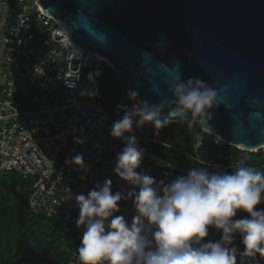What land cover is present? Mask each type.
Returning <instances> with one entry per match:
<instances>
[{"label":"built area","instance_id":"obj_1","mask_svg":"<svg viewBox=\"0 0 264 264\" xmlns=\"http://www.w3.org/2000/svg\"><path fill=\"white\" fill-rule=\"evenodd\" d=\"M107 63L78 47L38 0H0V174L35 178L31 210L59 219L79 242L84 229L76 225L75 196L106 178L112 180V191L122 194L115 215L131 221L136 214L129 193L138 189L114 171L125 141L110 131L125 111L141 104L129 92L111 111L99 103V80ZM133 129L125 135H135L144 149L137 171L171 182V170L179 168L140 145L143 140L168 145L165 126L156 129L146 123ZM78 153L83 154V167L72 162ZM67 264H82L78 251Z\"/></svg>","mask_w":264,"mask_h":264},{"label":"water","instance_id":"obj_2","mask_svg":"<svg viewBox=\"0 0 264 264\" xmlns=\"http://www.w3.org/2000/svg\"><path fill=\"white\" fill-rule=\"evenodd\" d=\"M81 49L107 58L127 92L175 118L177 79L215 91L201 128L264 147V0H38ZM191 111V110H190Z\"/></svg>","mask_w":264,"mask_h":264},{"label":"clouds","instance_id":"obj_3","mask_svg":"<svg viewBox=\"0 0 264 264\" xmlns=\"http://www.w3.org/2000/svg\"><path fill=\"white\" fill-rule=\"evenodd\" d=\"M176 97L175 114L191 110L203 114L211 108L215 91L196 77L177 78L172 85ZM171 116L161 118V106L145 103L125 111L114 121L110 135L123 138L114 171L138 190L134 196L136 214L129 221L115 215L122 199L112 191V180L75 196L79 208L77 227L83 226L78 248L82 264H236L235 235L241 237V256L264 254V172L239 166L233 172L190 169L169 183L157 182L142 167L144 149L139 147L133 126L151 123L165 126ZM72 162L84 166L78 153ZM243 211L248 215L236 218ZM220 231V239L201 243L209 228Z\"/></svg>","mask_w":264,"mask_h":264},{"label":"trees","instance_id":"obj_4","mask_svg":"<svg viewBox=\"0 0 264 264\" xmlns=\"http://www.w3.org/2000/svg\"><path fill=\"white\" fill-rule=\"evenodd\" d=\"M98 91L99 103L107 111L127 92L108 63L101 72ZM163 140L168 145L152 143L150 152L179 168L171 170L170 181L190 169L231 173L241 162L264 172L263 148L246 152L223 143L203 130L190 110L170 118ZM34 182L33 177L25 178L14 172L0 174V264H67L71 253L78 251L80 242L74 233L63 228L59 219L31 210L29 197ZM257 208H264V203ZM247 215L239 211L236 218ZM220 235V231L210 227L209 236L201 243L219 240ZM230 246L237 248L236 264H264V254L260 252L240 255L245 246L238 233Z\"/></svg>","mask_w":264,"mask_h":264},{"label":"rangeland","instance_id":"obj_5","mask_svg":"<svg viewBox=\"0 0 264 264\" xmlns=\"http://www.w3.org/2000/svg\"><path fill=\"white\" fill-rule=\"evenodd\" d=\"M104 59L107 60V58L104 57ZM108 61V60H107ZM2 97V93H1V89H0V98ZM141 147L147 149L148 151H152V142L148 141V140H143L140 143ZM264 150V147H263Z\"/></svg>","mask_w":264,"mask_h":264},{"label":"bare ground","instance_id":"obj_6","mask_svg":"<svg viewBox=\"0 0 264 264\" xmlns=\"http://www.w3.org/2000/svg\"><path fill=\"white\" fill-rule=\"evenodd\" d=\"M100 57H102V58L104 59V57H103V56H100Z\"/></svg>","mask_w":264,"mask_h":264}]
</instances>
